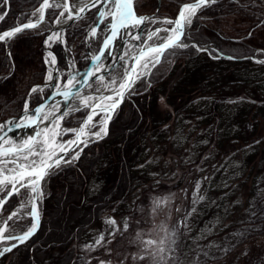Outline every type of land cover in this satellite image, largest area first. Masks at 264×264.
Segmentation results:
<instances>
[{
  "label": "trees",
  "instance_id": "obj_1",
  "mask_svg": "<svg viewBox=\"0 0 264 264\" xmlns=\"http://www.w3.org/2000/svg\"><path fill=\"white\" fill-rule=\"evenodd\" d=\"M182 1L160 0L158 14L174 16ZM4 3L0 0V10ZM4 5L0 31L24 21L39 3L37 0H6ZM157 5L158 0H134L140 14L154 12ZM58 12L47 9L39 30H24L7 42H0V121L18 115L27 97L30 106H34L48 94L49 88L44 87L43 92L29 97L31 88L46 76L42 38ZM262 19L264 0L236 3L220 0L198 11L191 32L198 33L205 42L217 40L233 54H249L256 47L264 49ZM85 26V22L78 21L65 31L68 53L79 67L87 64L83 59L87 54ZM224 26L228 30H224ZM52 48L58 54L60 68H67L63 44L55 41ZM169 60L171 64L165 75L153 76L151 87L146 90L138 84L140 94L120 105L109 123L107 135L90 142L74 165L63 166L47 177L37 232L0 257V264H76L82 256L83 264H94L102 257L111 261L119 256L118 248L122 250L125 246L116 245L115 239L112 247V237L111 243H106L109 239L105 241L103 251L97 253L89 251L85 242H92L95 224L102 216H113L118 206L125 203V198H132L140 186L154 177L151 165L162 157L149 149V144L167 136L170 121L174 124L177 153L189 152L196 157V152L203 149L188 179L205 175L198 195L203 199L187 205L190 226L180 236L175 251L178 264L191 261L197 243H209L211 252L247 218L256 223L259 210L250 200L260 189L258 180L264 173V64L251 58L213 59L204 52L185 50ZM82 114L76 112L64 123L72 126ZM187 141L192 145L180 148L178 143ZM109 145L113 151L118 148L111 157ZM146 154L153 163L146 161ZM103 157L106 160L102 161ZM102 168L105 178L97 177ZM258 171V179H251L244 194L242 187L251 174ZM187 183L182 186L186 188ZM179 185L180 181L174 183L176 189ZM177 193L174 205L183 202L185 206L188 203L186 192ZM17 201L18 195L12 196L3 210L8 211ZM124 216L128 217L125 220L128 224L133 221L128 214ZM241 245L232 251L239 252ZM219 260L223 264L225 257L210 258L201 264H220Z\"/></svg>",
  "mask_w": 264,
  "mask_h": 264
},
{
  "label": "snow or ice",
  "instance_id": "obj_2",
  "mask_svg": "<svg viewBox=\"0 0 264 264\" xmlns=\"http://www.w3.org/2000/svg\"><path fill=\"white\" fill-rule=\"evenodd\" d=\"M6 3V0H4ZM39 7L31 13L34 20L13 26L11 31H4L0 35V42H7L17 34L28 29H37L45 21V10H60L53 24L59 26L58 30L48 29L49 33L44 41L45 45L63 39L66 31L65 25L84 19V14L91 9L97 8L94 22L87 28L85 43L88 53L83 57L88 66L78 70L74 60L68 61V67L64 75L59 71L54 74L51 70L47 73V82L44 87L53 89L48 99H55L57 95L62 97L51 107L41 103L35 109L29 111V100L23 105L24 115L10 118L0 122V209L14 195H19L23 189L27 193L25 200L12 212L0 227V241L16 240L10 247L0 250V257L17 248L19 244L28 241L40 226V211L38 201H42L44 193L42 182L49 175L55 174L54 170H60L63 166H72L81 158L84 148L88 147L91 140L102 139L107 135L106 125L112 120L113 115L125 101L131 102L133 96L139 95L137 85H142L145 90L151 87V79L160 70L164 62H171L169 57H174L181 50L193 49L195 52H204L213 59L227 58L250 59L247 56L226 55L222 49L212 47L203 41L198 33L191 32L193 18L198 10L211 7L220 0H195L194 3H184L179 9L176 19L165 18L157 20L155 17L137 15L134 8V0H78L77 3L69 4L68 0L60 3H50V0H37ZM232 3L238 0H230ZM99 6V7H98ZM67 12V16H65ZM4 16L0 15V20ZM162 24L170 27H156L154 30L141 27L146 24ZM264 24V19L261 20ZM103 26V28H101ZM138 29L139 31H133ZM251 35V33H250ZM128 37V41H125ZM199 39L201 42L196 43ZM140 41L134 45L130 41ZM185 41H192L187 43ZM98 47L93 48V44ZM119 48L121 54L114 55ZM11 54L9 53V58ZM51 57V59H49ZM106 61H109L106 63ZM129 61L131 63L129 64ZM264 64V60H257ZM45 63L55 65L56 57L48 52ZM120 69V70H117ZM66 76V79H65ZM61 81L63 83L61 84ZM44 87L33 86L29 97L33 93L43 92ZM84 89H92L91 94H84ZM111 93L105 95V93ZM99 94V95H97ZM61 104L64 111L61 112ZM48 107V111L45 108ZM76 112L84 113L82 120H77V128H64L61 132V123L67 117ZM55 113H60L55 115ZM102 119L93 123L94 118L101 115ZM47 125L41 127L42 124ZM8 125V131L15 128H33V134L17 141L4 131ZM93 128H98L92 131ZM87 129V131H86ZM74 135V139L60 140L61 135ZM83 145V147H80ZM79 149V150H77ZM71 153V155H70ZM199 188V184L196 185ZM197 200L203 197L197 196ZM195 203V201H193ZM167 199L153 201V211L162 205H166ZM15 217L16 222L31 219L30 225H25L20 235H13L17 229L8 224ZM113 225L110 237L116 236L120 231L115 218L107 221ZM181 227H187L186 220L178 222L171 228L164 224L158 226L163 233L160 239H141V233H137L135 242L140 244L147 253L151 264H178L175 256L177 235ZM129 224L123 223V231H127ZM8 230L7 236L3 235ZM105 237L101 235L95 245H102ZM106 243H111L109 239ZM93 247V246H87ZM205 256L207 253H203ZM145 256H134V260H144ZM99 264H105L99 261Z\"/></svg>",
  "mask_w": 264,
  "mask_h": 264
},
{
  "label": "rangeland",
  "instance_id": "obj_3",
  "mask_svg": "<svg viewBox=\"0 0 264 264\" xmlns=\"http://www.w3.org/2000/svg\"><path fill=\"white\" fill-rule=\"evenodd\" d=\"M54 2L59 3V0H54ZM74 2H78V0H74ZM4 4H2L0 15L3 13L4 8H6ZM89 23L90 20L85 21L86 29L90 25ZM224 30H228V28L224 26ZM185 42L190 43L192 41ZM195 42L200 43L198 39ZM206 42H208L212 47L222 49L226 55L247 56L251 57V59H253L254 61L264 60V49L260 47H256L255 50L253 52H250L249 54L237 55L231 53V50H226L222 48L221 44L215 39H208V41ZM185 51L189 53L194 52L193 49H187ZM68 56L69 60H74L70 53H68ZM169 64H171V62H165V64L160 67V70L158 72L155 71V77H161L162 75H165L166 71L168 70ZM75 66L77 67L76 63ZM90 90L92 89H88L87 91ZM168 124L169 131L167 136H163V138L157 139L149 144V149L155 150L156 153H158L159 156L162 157L161 159H159L158 163L154 162V164L151 165L154 177H150V180L148 179L145 184L140 186L132 198H125V203L118 206L119 209L116 212L112 213L113 216H102L100 218L101 220L95 224L92 242H85L86 245L93 246L89 247V251L93 253L103 251L102 249L105 247L104 242L111 238L109 236V233L114 228V226L107 223V221L112 218H115L117 225L120 226L121 231L116 236L112 237L114 238L112 247L115 244V239L116 242H118L116 243V245L119 244L118 246H120V244L122 243L121 247H125L122 250H119L118 248V253L120 251V255L114 256V259H112L111 261H105V258L102 257L98 261H95L94 264H99V261H104L105 264H151V260L147 258V253L145 249L140 244L135 242V237L138 232L141 233V239L144 241L148 239L158 240L163 236V233L159 231V225L164 224L167 227L171 228L173 226H176L178 222H183L186 220L187 227H181L179 230V234L176 237V249L180 244V236L187 232L190 226V216L188 213L189 211H187V205H190L191 203H193V201H196L197 196L201 192L205 175H196L192 180H189L187 176L191 171L192 167H194V164H197L198 159L202 157L203 153H201V151L203 149L196 152V157H193V154L189 152L177 153V150L175 148L177 140L173 141V121H170ZM75 125L76 124L69 126L66 123L62 122L60 130L62 132L64 128H74L73 126ZM96 130H98V128L92 129V131ZM66 136L68 135H61L58 139L62 140L63 137ZM178 145L180 146V148H183L185 146L192 145V143L191 141H187L183 143H178ZM108 147V151L110 152L111 157L113 153L118 150V148L114 149L113 151L112 146L109 145ZM145 159L146 161L153 163L150 161L151 159L149 157V154H146ZM104 160H106V157L102 158V161ZM102 170L104 169H99V174L97 177L105 178V171ZM259 172L260 171L251 174V178L247 180L248 182L245 183V185L242 187L244 194H246L247 192V188H245V186L251 183V179H253V177H257ZM261 175L263 179L261 178L260 180H258V186L260 187V189L255 191L254 196L250 200V203L259 210L260 215L258 216V220L256 221V223H251V218H247L245 222H243V226L241 225L239 228L235 229L233 234H227V237L223 239L211 252L209 251V243H207L206 245H201L200 243H197L194 248V253L192 254V259L190 262H188V264H201L202 262L204 263V261H206L207 259L211 258L214 260V258L217 257H225L223 264H264V173H261ZM155 178L158 181H153ZM177 181H180V185L178 186L179 188L176 189L174 187V183H176ZM185 181L186 183L188 182L186 188L182 186ZM197 184H199L198 189L196 188ZM244 189L246 190V192ZM44 190L45 189L43 188V193ZM182 191L186 192L185 198H187L186 200H188V203H186L185 206H182V202V204L176 206L174 205V199L178 197L177 192H180L182 194ZM176 193L177 195H175ZM26 197L27 193L24 191L18 196V201L12 208L19 207L21 201L25 200ZM165 198L167 199L166 205L158 207L154 212L153 201ZM183 200H185L184 197ZM11 209H9L8 211L3 210V212L0 213V224L5 218L7 212H9ZM168 209H171L172 213L171 211L168 212ZM125 213L129 215L130 219L133 220L129 223V228L127 231H123V223L126 219H128V217L124 216ZM187 213L188 215L186 216L185 214ZM136 217L140 218L135 219ZM14 221L15 217L12 221H9L8 224L12 227H15L17 231H22L25 225H30L31 223L29 219L22 220L16 223H14ZM245 223H247V225ZM6 232L9 233L7 229ZM101 235L105 237V240L102 242L103 246L95 245V241ZM240 243L242 244L240 251H232L233 248H235ZM1 245L2 244H0V246ZM112 251H114V249ZM203 253H207V255L205 256ZM134 256H145L146 258L144 260H134ZM119 257H121L120 260ZM83 262H85L84 256H82L81 260L76 264H83ZM220 262L221 260H219V263Z\"/></svg>",
  "mask_w": 264,
  "mask_h": 264
},
{
  "label": "water",
  "instance_id": "obj_4",
  "mask_svg": "<svg viewBox=\"0 0 264 264\" xmlns=\"http://www.w3.org/2000/svg\"><path fill=\"white\" fill-rule=\"evenodd\" d=\"M8 1V0H7ZM51 1V0H50ZM43 2V0L40 2V3H42ZM195 2V0H187V1H183L181 4H180V6H179V8H178V10H177V12H176V14L174 15V16H169V15H157V11L159 10V4H160V0H158V5H157V8H156V10L154 11V12H152V13H144V14H139V13H137V11H136V8H135V6H134V8H135V12H136V14L139 16V15H143V16H148V17H155L157 20H163V19H165V18H168V19H176L177 17H178V13H179V9H180V7H182V5L184 4V3H194ZM68 3L71 5V4H74V1L73 0H68ZM38 7H39V5H38ZM99 7V6H98ZM93 9H95V8H93ZM93 9H91V10H93ZM47 10V9H46ZM46 10H45V18H46ZM199 11V10H198ZM198 11H197V13H198ZM97 12V11H96ZM67 13V12H66ZM88 12H86L85 14H84V16L87 14ZM196 13V14H197ZM35 18H33V19H26V20H24V21H22V22H19V23H17L16 25H14V26H20V25H22L23 23H27V22H29L30 20H34ZM194 19V18H193ZM76 22V21H75ZM72 23H74V22H69V24L68 25H65L64 27L66 28L67 26H69L70 24H72ZM13 27V26H12ZM12 27H9V28H6V29H3V30H1L0 31V35H2L3 34V32L4 31H11L12 30ZM141 27H143L144 28V25H142ZM156 27H170V26H168V25H162V24H156V25H150V27H148V28H152L153 30L156 28ZM55 28H57V26L55 25V24H51L48 28H47V30H46V32H45V34L43 35V38H42V45H43V52H44V55H45V57H46V55L48 54V52H52L53 53V55L56 57V60H57V63L55 64V65H53V67H52V69H51V71L55 74L56 72H57V70L59 71V73L61 74V75H63V73H64V71H61V69H60V66H59V57H58V54L56 53V51L52 48V44L50 45V46H47V45H45V43H44V41H45V39H46V37H47V35L48 34H50L49 33V31H48V29H51V30H54ZM148 28L145 30V32L148 30ZM133 31H139L138 29H134ZM128 37H125V41H128ZM60 41H66V37H65V32L63 33V39L62 40H60ZM132 44H134V45H139L141 42L140 41H136V40H131L130 41ZM189 43V42H188ZM191 43V42H190ZM121 54V51H120V49L119 48H117L116 49V51H115V53H114V55H116V56H119ZM107 62H109V61H106V63ZM131 63V61H129V64ZM46 66H47V73H48V64H46ZM88 66V64H86L84 67H81V68H77L78 70H83L84 68H86ZM65 79H66V76H65ZM46 82H47V75H46V77H45V79L42 81V82H39V83H37L35 86H41V87H44L45 86V84H46ZM63 83V81H61V84ZM88 89H84V94H91L92 93V91L93 90H90V91H87ZM53 89H51V88H49V92H48V94L40 101V102H38L37 104H35L34 106H32V107H30L29 106V111H31V110H33V109H35L39 104H41V103H44V104H46L48 107H51L53 104H55V102L56 101H61L62 100V97H60L59 95H57L56 97H55V99L53 100V99H48V97L49 96H51L52 95V93H53ZM111 93H105V95H110ZM97 95H99V94H97ZM27 100H29V98L27 97ZM48 107H46L45 108V111H48ZM61 112H63L64 111V106H63V104H61ZM60 113H55V115H59ZM21 115H24V112H23V110L18 114V115H15V116H9V117H7L6 119H3L2 121H0V122H4V121H7V120H9L10 118H16L17 120H19V117L21 116ZM102 116H103V114H101V115H98V116H96L95 118H94V121H93V123H96L97 121H99V120H101L102 119ZM83 117H84V114L82 115V117H81V120L83 119ZM47 125V122H45V124H42L41 125V127H44V126H46ZM8 125H6L5 126V129H4V131L5 132H7V135L8 136H10V137H13L14 139H16L17 141H19L20 139H22V138H25L27 135H31V134H33V128H31V127H26V128H15V127H12V131H8ZM78 127V124H76L75 126H74V128H77ZM106 129H107V132H108V129H109V123L106 125ZM86 131H87V129H86ZM4 133L3 132H0V135H3ZM70 139H74V135L73 134H70V135H68V136H66V137H63V139L62 140H70ZM92 141H95V140H91L90 142H92ZM80 147H83V145H81ZM77 150H79V149H77ZM70 155H71V153H70ZM47 178V177H46ZM46 178H45V180H46ZM45 180L42 182V189L44 188V183H45ZM23 190V189H22ZM21 190V191H22ZM38 204H39V211H40V222H41V208H40V201H38ZM3 207H4V205L2 206V209H0V213H2L3 212ZM16 209L15 208H12L9 212H7V214H6V216H5V218L3 219V221L1 222V224H0V227H3L4 226V224H3V222L7 219V217L12 213V212H14ZM9 222V221H8ZM9 233H7L6 232V230H5V232L3 233V235H5V236H7ZM13 235H20L21 234V232L20 233H12ZM0 243L2 244V246H3V248L4 247H10L11 246V244H13V243H19L18 241H16V240H3V241H0Z\"/></svg>",
  "mask_w": 264,
  "mask_h": 264
},
{
  "label": "bare ground",
  "instance_id": "obj_5",
  "mask_svg": "<svg viewBox=\"0 0 264 264\" xmlns=\"http://www.w3.org/2000/svg\"><path fill=\"white\" fill-rule=\"evenodd\" d=\"M66 16H67V15H66ZM56 26H57V25H56ZM58 28H59V26H57V28H55L54 30H58ZM51 43H52V42H49V44H48L47 46H50ZM46 56H47V55H46ZM49 59H51V57H49ZM52 67H53V65L48 64V69H49V70H51ZM49 70H48V71H49Z\"/></svg>",
  "mask_w": 264,
  "mask_h": 264
},
{
  "label": "crops",
  "instance_id": "obj_6",
  "mask_svg": "<svg viewBox=\"0 0 264 264\" xmlns=\"http://www.w3.org/2000/svg\"><path fill=\"white\" fill-rule=\"evenodd\" d=\"M29 221H31V219H29Z\"/></svg>",
  "mask_w": 264,
  "mask_h": 264
},
{
  "label": "built area",
  "instance_id": "obj_7",
  "mask_svg": "<svg viewBox=\"0 0 264 264\" xmlns=\"http://www.w3.org/2000/svg\"><path fill=\"white\" fill-rule=\"evenodd\" d=\"M54 3H56V2H54Z\"/></svg>",
  "mask_w": 264,
  "mask_h": 264
}]
</instances>
